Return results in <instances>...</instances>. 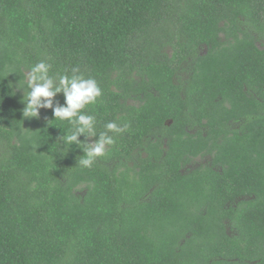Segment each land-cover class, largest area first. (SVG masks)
Masks as SVG:
<instances>
[{
    "label": "trees",
    "instance_id": "obj_1",
    "mask_svg": "<svg viewBox=\"0 0 264 264\" xmlns=\"http://www.w3.org/2000/svg\"><path fill=\"white\" fill-rule=\"evenodd\" d=\"M40 60L129 125L91 169L22 117ZM0 264H264V0H0Z\"/></svg>",
    "mask_w": 264,
    "mask_h": 264
},
{
    "label": "clouds",
    "instance_id": "obj_2",
    "mask_svg": "<svg viewBox=\"0 0 264 264\" xmlns=\"http://www.w3.org/2000/svg\"><path fill=\"white\" fill-rule=\"evenodd\" d=\"M51 68L50 63L40 60L25 75L27 91L19 86L20 82L18 85L10 83L8 87L24 92L21 109L24 120H39L41 110H51L54 121L69 125L67 130L62 128L64 132L58 142L68 150L75 145L83 153L77 157L78 166L91 169L107 154L108 148L116 144L117 137L129 130V125L111 121L97 134L96 116L87 111L103 95L96 79L81 74L79 68H74L70 76H53ZM11 93L14 96L16 91ZM59 94H63V104L57 99Z\"/></svg>",
    "mask_w": 264,
    "mask_h": 264
},
{
    "label": "rangeland",
    "instance_id": "obj_3",
    "mask_svg": "<svg viewBox=\"0 0 264 264\" xmlns=\"http://www.w3.org/2000/svg\"><path fill=\"white\" fill-rule=\"evenodd\" d=\"M206 162V160L205 159H202V158H198V159H196L195 160V165H200V164H202V163H205ZM194 167H190V169L192 170Z\"/></svg>",
    "mask_w": 264,
    "mask_h": 264
}]
</instances>
